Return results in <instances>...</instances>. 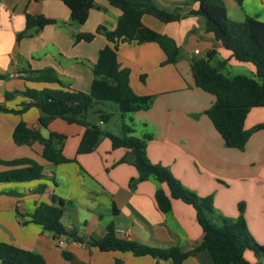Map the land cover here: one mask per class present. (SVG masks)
Here are the masks:
<instances>
[{
    "label": "crops",
    "instance_id": "0c3cea01",
    "mask_svg": "<svg viewBox=\"0 0 264 264\" xmlns=\"http://www.w3.org/2000/svg\"><path fill=\"white\" fill-rule=\"evenodd\" d=\"M155 2L169 9L198 6V2L189 0ZM223 2L232 20L241 21L249 15L264 22V0ZM94 3L98 8L89 10L84 23L75 24L70 23L69 9L61 0H0V75L5 76L0 78L1 105L19 108L28 101L20 93L26 87H59L54 82L22 79L26 68H51L69 88L90 90L91 66L98 51L108 42L102 34H95L91 41L77 42L73 41V35L94 32L99 25L113 29L120 14L107 0H94ZM26 12L58 23L46 24L37 34L16 41V33L25 27ZM141 21L172 38L180 54L174 63L162 64L166 57L156 42L118 44L117 60L121 68L129 69V85L134 93L154 95L150 108L128 115L134 134H151L146 144L149 160L168 167L183 186L196 194L212 195L213 206L222 215L236 217L237 204L243 202L247 229L256 242L264 244V128L253 132L242 150L226 147L205 113L214 96L195 85L190 67L192 59L207 58L206 53L211 49L216 51L212 63L226 60L222 71L227 75L254 77V64L236 60L211 32L204 30V20L199 15L164 23L144 14ZM6 92L12 93L7 99ZM111 106L115 111L109 102L94 109L112 111ZM39 114L33 106L21 114L0 111V159L29 157L43 166L41 178L0 182V242L38 252L46 264H176L158 256L101 251L86 240L99 239L112 229L121 238L152 247L178 246L184 252L201 241L203 232L190 204L172 199L170 212L158 209L154 191L160 186L168 193L165 184L147 179L134 188L129 187L128 181L137 176V170L129 162H119L128 155L127 148H112L110 139L102 136L93 151L77 153L84 127L55 118L45 128L38 123ZM19 121L38 129L44 136L50 131L64 134L63 160L56 164L45 160L38 142L14 143L12 131ZM261 122H264V106H256L248 111L243 125L249 129ZM106 124L99 123L103 129L120 133L121 121L115 131L105 128ZM7 168L0 163V171ZM41 186L44 190L39 192ZM51 194L62 201V224L83 238L82 242L64 236L63 244L58 245L56 237L30 221L29 215L40 203H51ZM18 211L22 216L18 217ZM243 256L250 264H264V258L249 249ZM177 264H213V261L205 249L189 254Z\"/></svg>",
    "mask_w": 264,
    "mask_h": 264
},
{
    "label": "trees",
    "instance_id": "16d2710c",
    "mask_svg": "<svg viewBox=\"0 0 264 264\" xmlns=\"http://www.w3.org/2000/svg\"><path fill=\"white\" fill-rule=\"evenodd\" d=\"M69 9L70 23L82 24L88 17L91 8H98L94 0H61ZM120 10L116 25L107 29L99 25L94 32L76 33L73 41H91L95 34H102L108 43L99 51L98 57L91 66L93 78L88 92L69 88L55 74L53 69L44 68L32 70L26 68L22 79L34 82L58 83V88L43 87L41 89L26 87L20 93L28 98L17 109L0 104V111L21 114L29 107L39 111L38 123L47 127L55 118L67 123H75L84 127L83 134L77 146V153L93 151L102 136L110 139L111 147H125L128 155L119 162H129L137 170V176L128 181L130 188L143 180L153 179L163 183L168 189L158 186L154 191V199L158 209L163 213L171 210L172 199H179L190 204L195 210L196 221L200 225L203 236L201 241L190 251L184 252L178 246L152 247L119 237L114 230H108L101 238H89L86 243L101 251H129L134 255L158 256L160 259H171L180 263L189 254L208 250L213 264H250L243 256L246 249L256 256L264 258V244L254 240L247 229L244 218V203L238 202L236 217H226L213 206L212 195L200 196L183 186L170 172L169 168L158 163H152L146 154V144L151 134H134L130 121L121 120L120 133L114 134L103 129L99 123H107L114 115L112 111L96 107L104 102L116 104L120 117L137 110H146L152 105L154 95H139L134 93L129 85V69L121 68L117 60V48L120 42L143 43L156 42L165 54V63H174L180 54L174 40L154 29L144 25L142 15L149 14L167 23L177 21L186 15H199L204 20V30L211 32L216 41L231 51L232 56L239 61H249L255 66V76L245 74L227 75L222 69L226 60L211 62L216 54L214 49L207 51V58H194L190 67L196 86L214 96L213 103L205 110L215 129L220 134L226 147L242 150L249 136L264 128V122L255 124L249 129L244 128V119L252 107L264 106V22L255 16L245 15L241 21L230 19L226 14L223 0H189L198 2L196 9L186 6L166 8L158 5L155 0H107ZM241 4L242 0H236ZM58 23L57 20L43 15L25 13V27L16 33L15 39L37 34L43 26ZM5 76L0 75V78ZM143 79V76L141 77ZM12 93L6 92L9 98ZM65 135L50 131L47 136L38 129L28 127L24 121H19L13 131L12 139L17 145H31L38 142L42 145V157L58 163L63 160L61 148ZM0 163L9 168L0 171V182L28 181L43 176V166L32 158L23 157L12 160H1ZM44 190L41 186L38 191ZM51 203H40L29 215L30 221L41 226L43 231L53 237L65 236L82 242L83 238L67 229L61 222L62 201L51 194ZM56 203V204H55ZM18 217L22 213L17 212ZM67 257L68 253L63 252ZM0 264H46L44 258L35 251L26 250L9 243L0 242ZM117 264V262H115ZM260 264V263H257Z\"/></svg>",
    "mask_w": 264,
    "mask_h": 264
},
{
    "label": "rangeland",
    "instance_id": "374dc122",
    "mask_svg": "<svg viewBox=\"0 0 264 264\" xmlns=\"http://www.w3.org/2000/svg\"><path fill=\"white\" fill-rule=\"evenodd\" d=\"M113 106H115L116 114L110 119L108 124L105 125V128L112 129V131H115L117 129V126L119 125V122L123 120L124 122H128V114H126L124 117H120L118 109L116 107L115 103L110 102ZM112 111H114V108L111 106ZM111 111V110H110ZM114 111V112H115ZM130 115V114H129Z\"/></svg>",
    "mask_w": 264,
    "mask_h": 264
},
{
    "label": "built area",
    "instance_id": "2783aa9c",
    "mask_svg": "<svg viewBox=\"0 0 264 264\" xmlns=\"http://www.w3.org/2000/svg\"><path fill=\"white\" fill-rule=\"evenodd\" d=\"M194 52L197 53L198 49H194ZM64 236L60 235V236H56L55 241L58 245H62L64 242Z\"/></svg>",
    "mask_w": 264,
    "mask_h": 264
}]
</instances>
